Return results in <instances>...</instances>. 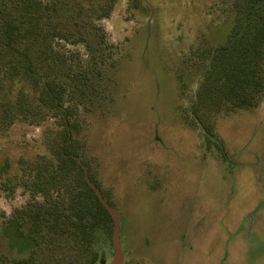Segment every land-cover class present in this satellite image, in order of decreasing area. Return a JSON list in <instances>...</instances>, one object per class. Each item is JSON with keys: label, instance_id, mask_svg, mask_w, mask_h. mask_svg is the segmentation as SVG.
<instances>
[{"label": "rangeland", "instance_id": "1", "mask_svg": "<svg viewBox=\"0 0 264 264\" xmlns=\"http://www.w3.org/2000/svg\"><path fill=\"white\" fill-rule=\"evenodd\" d=\"M99 1L70 0L57 17L85 41L50 44L88 73L70 97L88 171L120 218V264H264V86L234 111L211 87L200 106L195 95L211 49L241 24L234 0H115L98 18ZM60 123L0 121V264L30 253L21 163L51 156ZM112 233L96 231L94 264L112 262Z\"/></svg>", "mask_w": 264, "mask_h": 264}, {"label": "trees", "instance_id": "2", "mask_svg": "<svg viewBox=\"0 0 264 264\" xmlns=\"http://www.w3.org/2000/svg\"><path fill=\"white\" fill-rule=\"evenodd\" d=\"M114 1L100 0L101 8L94 15L107 16ZM77 3L79 11L82 5ZM233 5L241 24L227 43L211 49L198 106L203 102L201 92L210 87L217 94L218 107L226 104L228 111L247 109L263 89L264 0H234ZM67 8L70 0H0V121L19 117L32 123L47 117L61 121L59 130L46 141L51 156L40 154L21 163L22 183L27 179L25 189L31 193L26 205L33 222L31 249L27 257L12 264H94L99 258L96 231L113 227V218L94 186L107 199L83 158L77 104L70 97L84 95L79 81L83 75L87 79L88 73L81 63L72 66L66 52L50 44L85 41L80 24L74 30L62 29L56 21ZM6 170L0 167V179ZM36 194L42 195L41 200L35 199Z\"/></svg>", "mask_w": 264, "mask_h": 264}, {"label": "water", "instance_id": "3", "mask_svg": "<svg viewBox=\"0 0 264 264\" xmlns=\"http://www.w3.org/2000/svg\"><path fill=\"white\" fill-rule=\"evenodd\" d=\"M203 80L201 78L200 82ZM200 86V83L196 85L195 88V95L197 93V90ZM200 124V123H199ZM200 127L202 131L211 139H215L214 136H212L201 124ZM94 190L100 200V202L103 204V206L109 211L113 218V233H112V239H113V245H114V258L110 264H120L122 261V252H121V245H120V239H119V215L117 212L112 208V206L103 198L98 188L94 186Z\"/></svg>", "mask_w": 264, "mask_h": 264}]
</instances>
